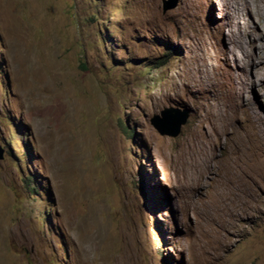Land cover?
I'll return each mask as SVG.
<instances>
[{
	"label": "rangeland",
	"instance_id": "obj_1",
	"mask_svg": "<svg viewBox=\"0 0 264 264\" xmlns=\"http://www.w3.org/2000/svg\"><path fill=\"white\" fill-rule=\"evenodd\" d=\"M263 4L0 0V264H264Z\"/></svg>",
	"mask_w": 264,
	"mask_h": 264
},
{
	"label": "water",
	"instance_id": "obj_2",
	"mask_svg": "<svg viewBox=\"0 0 264 264\" xmlns=\"http://www.w3.org/2000/svg\"><path fill=\"white\" fill-rule=\"evenodd\" d=\"M180 112L175 108H166L161 110L159 114H154L150 122L161 135L175 137L187 119V113ZM2 158L3 149L0 147V160Z\"/></svg>",
	"mask_w": 264,
	"mask_h": 264
},
{
	"label": "trees",
	"instance_id": "obj_3",
	"mask_svg": "<svg viewBox=\"0 0 264 264\" xmlns=\"http://www.w3.org/2000/svg\"><path fill=\"white\" fill-rule=\"evenodd\" d=\"M20 143L23 144L22 140H20ZM22 146H23V145H22ZM141 239H142V238L138 235V243H139V241H141ZM99 252H101L100 248L98 249V253H99Z\"/></svg>",
	"mask_w": 264,
	"mask_h": 264
},
{
	"label": "bare ground",
	"instance_id": "obj_4",
	"mask_svg": "<svg viewBox=\"0 0 264 264\" xmlns=\"http://www.w3.org/2000/svg\"><path fill=\"white\" fill-rule=\"evenodd\" d=\"M249 0H247V2H248ZM264 1V0H263ZM254 2V1H253ZM263 3V2H262ZM264 5V4H263ZM250 9H252V8H250ZM254 13H255V15L256 16H259L260 15V12H257V11H254Z\"/></svg>",
	"mask_w": 264,
	"mask_h": 264
}]
</instances>
